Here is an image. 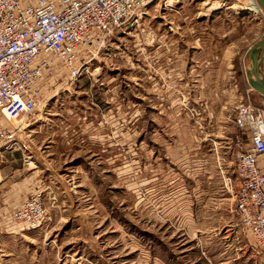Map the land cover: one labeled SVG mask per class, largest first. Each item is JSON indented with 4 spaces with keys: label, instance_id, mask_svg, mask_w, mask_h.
<instances>
[{
    "label": "rangeland",
    "instance_id": "rangeland-1",
    "mask_svg": "<svg viewBox=\"0 0 264 264\" xmlns=\"http://www.w3.org/2000/svg\"><path fill=\"white\" fill-rule=\"evenodd\" d=\"M263 32L253 2L153 0L71 86L51 80L0 146V197L40 190L44 213L9 226L19 202L0 201V264H264L236 234L228 186L246 139L235 109L246 96L264 109L244 77ZM185 127L201 152L170 150Z\"/></svg>",
    "mask_w": 264,
    "mask_h": 264
},
{
    "label": "built area",
    "instance_id": "built-area-1",
    "mask_svg": "<svg viewBox=\"0 0 264 264\" xmlns=\"http://www.w3.org/2000/svg\"><path fill=\"white\" fill-rule=\"evenodd\" d=\"M152 1L0 0V146L16 144L21 120L44 106V87L51 80L60 82L64 74L60 87L71 86L113 35L126 23L136 22ZM260 73L264 80V55ZM16 119L20 124H13ZM233 125L247 144L236 154L233 177L228 179L231 213L240 233L250 235L256 248L264 251V173L256 166L264 154V109L246 96L235 109ZM43 214L41 191L36 190L9 220L34 229Z\"/></svg>",
    "mask_w": 264,
    "mask_h": 264
},
{
    "label": "crops",
    "instance_id": "crops-1",
    "mask_svg": "<svg viewBox=\"0 0 264 264\" xmlns=\"http://www.w3.org/2000/svg\"><path fill=\"white\" fill-rule=\"evenodd\" d=\"M165 59H166V63H168V67H169V71L170 72L179 71L177 69V66H176V63H175V60L174 59L169 58V57H166ZM44 94H45V92H44ZM114 110H115L114 116L113 117L112 116L111 117H108V115H107V119L106 120L110 121L112 127L115 130L116 137L119 138L120 135L118 136V127H117L118 124H119L118 121L120 119L117 116L119 112H118L117 108H114ZM99 125H101V122L100 121H99ZM181 125H185L186 126L187 125V122L186 121H183V123H181ZM181 135H182V138H184V140L183 141L180 140V144L178 146L175 145L176 144V141H173L174 144L170 147V150L172 152H174L175 149H176V150H179L180 151V156H186L189 153L193 154L195 152H201L202 151V145L200 144L202 142V140L201 139L198 140L196 137H194V135L191 132L189 133L187 127H185V129H184V131H183V133ZM118 138H117V141H118ZM246 142L247 141L245 139L243 149L246 147V144H247ZM116 145L118 146V143H116ZM116 145H115V147H116ZM256 166H257L258 170L261 173H264V154L258 156V158L256 160ZM263 190H264V187H263ZM31 193L32 192H30L29 194H27V191L26 190L24 192H22V191H18L16 189H12L9 192H7L5 195H3L2 197H0V201H1V203H3L4 206L6 205V202L9 201V200L11 201V199L13 201H18L19 202V205L16 207V209H17V208L20 207L21 203ZM230 216L231 217H234L236 219V223L234 224V226L235 227H238V225H237V218L232 213H231ZM6 222H8L7 224L10 226L9 219ZM8 225L5 226L6 228L4 227L6 230H9V226ZM238 229H239V227H238ZM238 229H237V233L236 234H238V236L241 237L240 239L242 240V242L246 246L245 252H247L249 250L253 254V255L252 254H249L251 257H255V256L258 257V256H260L264 260V251H260L259 249L256 248V246L254 244V241L250 237V235H248V234L242 235Z\"/></svg>",
    "mask_w": 264,
    "mask_h": 264
},
{
    "label": "water",
    "instance_id": "water-1",
    "mask_svg": "<svg viewBox=\"0 0 264 264\" xmlns=\"http://www.w3.org/2000/svg\"><path fill=\"white\" fill-rule=\"evenodd\" d=\"M264 17V0H254ZM264 55V32L261 38L247 50V66L244 77L249 89L264 102V80L260 73V65Z\"/></svg>",
    "mask_w": 264,
    "mask_h": 264
},
{
    "label": "bare ground",
    "instance_id": "bare-ground-1",
    "mask_svg": "<svg viewBox=\"0 0 264 264\" xmlns=\"http://www.w3.org/2000/svg\"><path fill=\"white\" fill-rule=\"evenodd\" d=\"M246 1H249V2H253L252 0H246ZM254 4V3H253ZM222 8V7H221ZM232 8H234V9H236L237 10V8H235V7H233V5H232ZM210 9H214L213 7H211ZM214 11V10H213Z\"/></svg>",
    "mask_w": 264,
    "mask_h": 264
}]
</instances>
